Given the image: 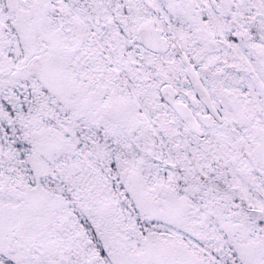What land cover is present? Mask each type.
Segmentation results:
<instances>
[{
  "label": "snow or ice",
  "instance_id": "obj_1",
  "mask_svg": "<svg viewBox=\"0 0 264 264\" xmlns=\"http://www.w3.org/2000/svg\"><path fill=\"white\" fill-rule=\"evenodd\" d=\"M0 264H264V0H0Z\"/></svg>",
  "mask_w": 264,
  "mask_h": 264
}]
</instances>
